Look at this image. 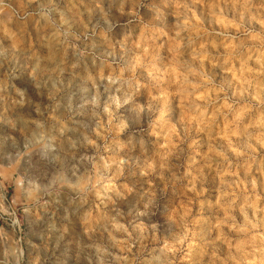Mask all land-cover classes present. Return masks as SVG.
Listing matches in <instances>:
<instances>
[{"label":"rangeland","instance_id":"1","mask_svg":"<svg viewBox=\"0 0 264 264\" xmlns=\"http://www.w3.org/2000/svg\"><path fill=\"white\" fill-rule=\"evenodd\" d=\"M0 264H264V0H0Z\"/></svg>","mask_w":264,"mask_h":264}]
</instances>
